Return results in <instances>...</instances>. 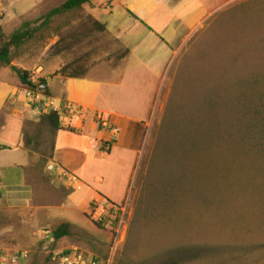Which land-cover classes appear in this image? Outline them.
<instances>
[{
  "label": "rangeland",
  "instance_id": "1",
  "mask_svg": "<svg viewBox=\"0 0 264 264\" xmlns=\"http://www.w3.org/2000/svg\"><path fill=\"white\" fill-rule=\"evenodd\" d=\"M66 1L0 0V47L25 22L32 31L0 64V264H62L75 252L83 264H264V0H161L146 16L153 32L138 23L125 33L149 54L159 37L171 48L152 56L163 63L155 91L131 96L155 100L139 157L93 153L84 172V192L118 202L109 215L101 197L87 215L69 198L74 187L51 162L49 89L22 87L13 69L37 84L138 69L137 55L123 66L126 48L87 6L45 20ZM114 1L103 0L102 19L126 28L121 8L111 19ZM63 222L70 232L56 239Z\"/></svg>",
  "mask_w": 264,
  "mask_h": 264
},
{
  "label": "crops",
  "instance_id": "2",
  "mask_svg": "<svg viewBox=\"0 0 264 264\" xmlns=\"http://www.w3.org/2000/svg\"><path fill=\"white\" fill-rule=\"evenodd\" d=\"M141 3L142 7L139 10L136 9L135 6L141 5ZM160 4L161 0H131L129 3L128 0H115L110 5L111 19L114 20L113 11L116 8H121L129 20L125 28L123 25L118 27L115 26V23L111 21L110 23L105 22L102 19L105 6L103 0H97L96 2L90 0L84 6H87L94 17L98 18L100 23L105 24L106 29L128 50L123 66H127L129 59L137 55L138 60L135 65L139 66L138 69L130 68L127 71L122 69H99L92 75L63 76L61 74L52 78L47 84L52 99L59 104L65 102L76 105L84 113L83 118L63 117L60 123L61 127L74 129V132L55 130L51 157L52 164L63 173V176L67 177V181L74 187L69 198L80 206L83 215H87L92 201L97 197L102 199L106 197L111 202L118 203L101 192L83 191V188L87 186L85 184L87 178L84 172L90 165V157L94 156L93 153L95 155L102 153V146L110 139L109 133L99 128L96 117L98 115L107 117L120 130L108 156L120 150L128 155L135 154L137 158L139 157V151L143 147L144 129L149 125L143 119L144 109L146 103H148L149 107L151 103L155 104V100H131V96L137 95L140 88L142 90L146 89L147 93L148 88L153 92L155 91V86L151 87L149 80L159 77L163 70V63L159 60H153L152 56L162 46L170 50L171 43L167 38L159 37V42L156 41L154 48H152V54H149L151 51L147 52L148 48L145 45L143 46L144 40L136 42L132 47L124 35L127 31L132 30L134 24L138 23L153 32V27L147 25L146 16L156 9L155 5ZM112 6L113 8L111 9ZM135 77H138V79L136 80ZM162 84V81L158 83L160 89ZM127 99V104L132 102L130 105L132 108L131 113H126L122 110L123 103H125L124 100ZM134 171L131 175L132 178ZM74 180L78 183L74 182ZM131 183L132 179L126 189L128 192ZM123 198L124 196L121 199Z\"/></svg>",
  "mask_w": 264,
  "mask_h": 264
},
{
  "label": "trees",
  "instance_id": "3",
  "mask_svg": "<svg viewBox=\"0 0 264 264\" xmlns=\"http://www.w3.org/2000/svg\"><path fill=\"white\" fill-rule=\"evenodd\" d=\"M89 2L90 0H67L62 6L54 8L51 11H49V13L45 16V20L48 21L50 18L59 15L60 13L81 8L82 6H84ZM29 25H30L29 22H25L19 29L14 31L10 37L4 40V42L0 47V64L10 65L11 55H12L11 49L13 47H17L21 45L25 40L32 37V31L29 30ZM0 35L1 37H4L1 29H0ZM127 54H128V50L126 52V55ZM13 69L16 71L18 75L22 87L29 89L31 91H37L38 89H40L41 86H44V88H46L45 93L48 92L46 79H42L40 81V84H37L32 80L30 72L26 70L17 69L16 67H13ZM64 72L65 71H62L60 74L65 76ZM46 116L56 130H68L74 132V129L61 127L60 115L58 114V112H51ZM4 149H6V147L0 145V150H4ZM104 199L106 200V202L116 205L115 203L111 202L109 199L105 197ZM69 232H70V225L68 223L63 222L60 224L59 227H57L54 230L55 238L59 239L63 236L68 235Z\"/></svg>",
  "mask_w": 264,
  "mask_h": 264
},
{
  "label": "built area",
  "instance_id": "4",
  "mask_svg": "<svg viewBox=\"0 0 264 264\" xmlns=\"http://www.w3.org/2000/svg\"><path fill=\"white\" fill-rule=\"evenodd\" d=\"M27 96L31 99L30 101L33 104H39L40 103V97H42L41 94H33L31 91L27 92ZM50 100H51L50 103H48V104L43 103V105H42V106H46L45 110H46V112H48L47 114H49L51 112H58L59 115L61 114V119H63V117L83 118L84 113L80 107H78L76 105L69 104V103H65V102L64 103L62 102V104L61 103L59 104L58 102H56L52 98ZM55 106H56V108L53 111H50L51 108L55 107ZM38 111H41V109L38 108ZM97 123H98L99 128L102 131H107L110 135V139L108 141H106L104 143V145L102 146V151L104 153L108 154V153H110L112 145H113L114 141L117 139V137L120 133V130H119L118 126L114 125L107 117H105L103 115L97 116ZM50 169L54 171L53 166H51ZM74 182H77V181L74 180ZM106 204H107L106 210L108 211V215L112 212V210H115V212H118V210H119L118 205H113V204H110L108 202ZM102 211L104 213L105 209L102 208ZM24 256L25 255L22 254V255H20V257L13 258V260H12L13 263H16L17 259H22ZM83 261H84L83 255L76 253V252L75 253H67L61 257L62 264H81ZM91 264H96V262L92 261Z\"/></svg>",
  "mask_w": 264,
  "mask_h": 264
},
{
  "label": "water",
  "instance_id": "5",
  "mask_svg": "<svg viewBox=\"0 0 264 264\" xmlns=\"http://www.w3.org/2000/svg\"><path fill=\"white\" fill-rule=\"evenodd\" d=\"M43 90V89H42Z\"/></svg>",
  "mask_w": 264,
  "mask_h": 264
}]
</instances>
